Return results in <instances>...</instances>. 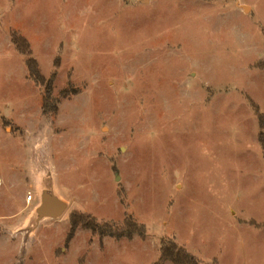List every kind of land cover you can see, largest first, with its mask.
<instances>
[{
    "label": "rangeland",
    "instance_id": "rangeland-1",
    "mask_svg": "<svg viewBox=\"0 0 264 264\" xmlns=\"http://www.w3.org/2000/svg\"><path fill=\"white\" fill-rule=\"evenodd\" d=\"M11 32L56 71L47 112ZM261 63L264 0H0V264H264ZM72 213L146 234L65 246Z\"/></svg>",
    "mask_w": 264,
    "mask_h": 264
},
{
    "label": "trees",
    "instance_id": "trees-1",
    "mask_svg": "<svg viewBox=\"0 0 264 264\" xmlns=\"http://www.w3.org/2000/svg\"><path fill=\"white\" fill-rule=\"evenodd\" d=\"M11 43L15 50L20 53L24 58L25 67L28 72V78H30L34 84L43 89L42 95V107L44 112L46 105L51 96L53 89V81L56 76V71H54L48 79H46L38 68L37 61L32 56V51L25 41V39L18 35L17 33L11 32ZM60 61L56 58L53 61L54 66L57 68ZM264 67V63H261ZM63 96L65 93L62 94ZM249 103L253 108L257 121H258V133L257 142L261 149L262 158L264 160V114L259 112L258 106L249 99ZM121 197V191H118ZM121 199V198H120ZM71 229L66 236L65 246L68 244L72 235L77 227H82L90 230L92 235H96L99 238L111 237L115 239L125 238L132 239L133 236H138L139 238H144L146 234V228L143 224H138L130 216H126L120 225L109 224L106 222L99 223L95 218L90 217L85 214L72 213L70 215ZM250 225L258 226L255 222H248ZM170 262L172 264H207L199 262L193 255L188 253L183 247L178 246L174 241L167 240L161 241L158 263ZM211 264H217L214 259Z\"/></svg>",
    "mask_w": 264,
    "mask_h": 264
},
{
    "label": "water",
    "instance_id": "water-1",
    "mask_svg": "<svg viewBox=\"0 0 264 264\" xmlns=\"http://www.w3.org/2000/svg\"><path fill=\"white\" fill-rule=\"evenodd\" d=\"M64 211V205L53 197H45L38 213L41 217L58 218Z\"/></svg>",
    "mask_w": 264,
    "mask_h": 264
},
{
    "label": "crops",
    "instance_id": "crops-1",
    "mask_svg": "<svg viewBox=\"0 0 264 264\" xmlns=\"http://www.w3.org/2000/svg\"><path fill=\"white\" fill-rule=\"evenodd\" d=\"M258 133V132H257ZM256 141H257V134H256ZM43 165V164H42ZM34 192V191H33ZM34 195V194H33ZM33 195H31V199H30V201H27V203L29 204L31 201H32V198H33ZM50 197V196H49ZM44 198H45V196H42V198L40 199V200H38L37 202H36V204L34 205V211L39 215V213H38V210H39V208H40V206L42 205V203H43V200H44ZM54 198V197H53ZM55 199H57L58 200V198H55ZM26 202V201H25ZM64 212V211H63ZM62 212V213H63ZM62 213H61V215H62ZM60 215V216H61ZM40 217H41V215H39ZM59 216V217H60ZM41 218H50V217H48V216H44V217H41ZM249 220H252V221H254L253 219H249ZM249 220H242V222L240 223V222H238L240 225H242V224H246ZM257 225H258V227L260 226V228H264V223H262V222H256V221H254Z\"/></svg>",
    "mask_w": 264,
    "mask_h": 264
},
{
    "label": "built area",
    "instance_id": "built-area-1",
    "mask_svg": "<svg viewBox=\"0 0 264 264\" xmlns=\"http://www.w3.org/2000/svg\"><path fill=\"white\" fill-rule=\"evenodd\" d=\"M31 199V194H28V196L26 197V201H30Z\"/></svg>",
    "mask_w": 264,
    "mask_h": 264
}]
</instances>
